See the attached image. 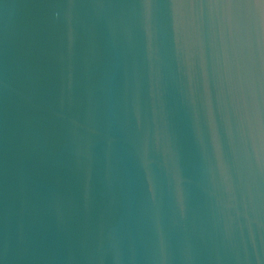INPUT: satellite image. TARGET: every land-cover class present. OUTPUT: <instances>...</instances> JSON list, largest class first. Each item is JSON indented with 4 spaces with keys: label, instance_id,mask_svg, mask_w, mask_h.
<instances>
[{
    "label": "water",
    "instance_id": "obj_1",
    "mask_svg": "<svg viewBox=\"0 0 264 264\" xmlns=\"http://www.w3.org/2000/svg\"><path fill=\"white\" fill-rule=\"evenodd\" d=\"M0 264H264V0H0Z\"/></svg>",
    "mask_w": 264,
    "mask_h": 264
}]
</instances>
